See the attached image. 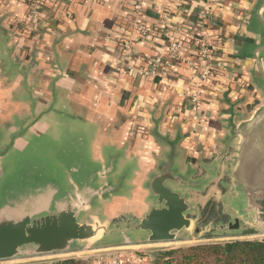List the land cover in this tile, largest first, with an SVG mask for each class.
<instances>
[{
    "label": "crops",
    "instance_id": "crops-1",
    "mask_svg": "<svg viewBox=\"0 0 264 264\" xmlns=\"http://www.w3.org/2000/svg\"><path fill=\"white\" fill-rule=\"evenodd\" d=\"M45 1L38 30L24 34L20 21L31 0H0L1 133L9 135L25 119L47 112L32 123L27 141H45L65 151H76L77 143L85 141L92 159H120L118 172L129 175L127 184L134 191L172 150L183 170L200 178L226 150L228 115L249 113L261 100L251 82L254 60L244 56L256 48L253 40L261 29L256 0H217L210 6L211 27L203 39L216 47L221 67L202 90L196 112L190 111L189 99L202 63L199 15L206 3L147 0L136 15L134 0ZM167 12L170 23L187 33L185 61L171 65L166 74L142 77L139 67L146 68L166 44L162 18ZM138 22L148 26L150 36L133 43L128 60L119 37ZM233 151L229 148L216 165L221 173ZM217 180L228 183L223 174Z\"/></svg>",
    "mask_w": 264,
    "mask_h": 264
},
{
    "label": "water",
    "instance_id": "water-1",
    "mask_svg": "<svg viewBox=\"0 0 264 264\" xmlns=\"http://www.w3.org/2000/svg\"><path fill=\"white\" fill-rule=\"evenodd\" d=\"M256 2L261 29L253 40L256 48L244 56L254 60L251 82L261 100L249 113L228 115L222 155L234 151L226 170L216 167L220 155L193 179V171L183 170L172 150L142 189L133 191L129 175L118 172L119 158L100 163L91 158L85 141L77 143L76 151L27 141L32 123L47 112L25 119L17 131L0 132V262L70 253L99 240L106 241L104 247L190 240L199 212L191 193L222 174L228 179L223 185L231 220L211 227L210 235L264 232V0ZM250 16L248 11L242 25ZM124 209L137 214L122 219ZM206 231L194 229L197 236Z\"/></svg>",
    "mask_w": 264,
    "mask_h": 264
},
{
    "label": "rangeland",
    "instance_id": "rangeland-1",
    "mask_svg": "<svg viewBox=\"0 0 264 264\" xmlns=\"http://www.w3.org/2000/svg\"><path fill=\"white\" fill-rule=\"evenodd\" d=\"M217 179L214 182H210L207 186H204L200 192L197 191V193H195V197L193 199L199 212L195 217L197 218V221L195 222L194 228L191 231L190 236L187 237L190 238V240L182 239L172 243L116 245L113 247H104V242L106 241L99 240L91 244H81L79 249L70 253L16 259L0 262V264L43 263L69 258L83 259L90 264H154V256L157 253L180 247H187L207 242L263 240L264 232H260L256 228V230L242 231L235 234L224 232L210 235L208 231L211 227L218 224H227L231 220V216L225 212L227 208V205L225 204V201L227 200V197L225 198L226 190L223 188V182H217ZM135 214H137L135 209H124L121 214V218L126 219L127 217ZM196 227L207 229V231L197 236L194 232ZM113 239L114 238L111 240Z\"/></svg>",
    "mask_w": 264,
    "mask_h": 264
},
{
    "label": "built area",
    "instance_id": "built-area-1",
    "mask_svg": "<svg viewBox=\"0 0 264 264\" xmlns=\"http://www.w3.org/2000/svg\"><path fill=\"white\" fill-rule=\"evenodd\" d=\"M147 0H134L132 3L133 12L136 15H141L142 5ZM181 1V0H180ZM217 0H207L206 8L200 13L199 18L202 21V25L200 30L203 32L202 35H198L199 40H202L203 43L199 49V55L202 59V63L200 65V70L198 74V78L196 82L193 83V93L190 96L189 104L190 111L196 112L197 105L202 96V90L207 87L209 80L214 71L219 70L221 67L220 63L216 60L217 58V50L216 47L204 41L203 36L208 28L211 26V17L212 12L210 6L217 3ZM53 1H49V4H52ZM182 3V2H181ZM47 5L45 0H31L30 9L27 11V14L20 21V24L24 28V34H30L38 30L41 24V13ZM208 5V6H207ZM171 13L167 12V14L163 15L162 25H163V38L166 40V44L162 45L157 49L154 56H152L148 61L146 68L140 66L139 74L142 77H148L149 75H156L158 72H162V74H166L168 68L180 61H185L183 57L184 47L181 43L171 41V37L175 33H182L184 28L175 27L170 23L169 15ZM177 31V32H175ZM150 36V30L148 26L144 22H138L135 24L133 29L128 33H121L119 37V45L122 50V54L125 59L131 60L133 57L132 53V45L133 43L147 41ZM168 40V41H167ZM201 41V42H202ZM190 66L191 63L187 62Z\"/></svg>",
    "mask_w": 264,
    "mask_h": 264
},
{
    "label": "trees",
    "instance_id": "trees-1",
    "mask_svg": "<svg viewBox=\"0 0 264 264\" xmlns=\"http://www.w3.org/2000/svg\"><path fill=\"white\" fill-rule=\"evenodd\" d=\"M28 2L29 0H25ZM206 3L207 0H197ZM23 2V1H22ZM187 34V33H186ZM184 31L173 34L171 41L183 43ZM187 37V36H186ZM30 264H90L83 259H63L54 262ZM154 264H264L263 240H235L228 242H207L180 247L157 253Z\"/></svg>",
    "mask_w": 264,
    "mask_h": 264
}]
</instances>
